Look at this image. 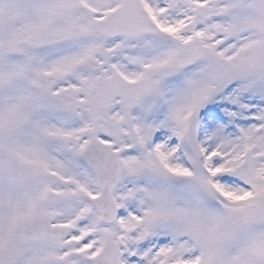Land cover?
Returning <instances> with one entry per match:
<instances>
[{"label": "snow or ice", "instance_id": "snow-or-ice-1", "mask_svg": "<svg viewBox=\"0 0 264 264\" xmlns=\"http://www.w3.org/2000/svg\"><path fill=\"white\" fill-rule=\"evenodd\" d=\"M0 264H264V0H0Z\"/></svg>", "mask_w": 264, "mask_h": 264}]
</instances>
